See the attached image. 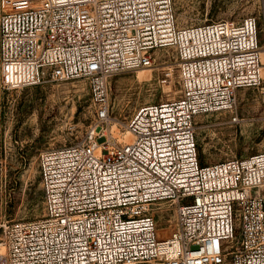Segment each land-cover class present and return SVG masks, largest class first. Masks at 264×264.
I'll list each match as a JSON object with an SVG mask.
<instances>
[{
	"label": "built area",
	"instance_id": "obj_1",
	"mask_svg": "<svg viewBox=\"0 0 264 264\" xmlns=\"http://www.w3.org/2000/svg\"><path fill=\"white\" fill-rule=\"evenodd\" d=\"M164 49L180 96L139 107L116 141L107 79ZM262 54L255 17L180 27L173 0H0L1 87L84 79L94 109L80 140L39 152L44 216L0 224V264H264V151L203 165L195 130L239 123V90L264 104Z\"/></svg>",
	"mask_w": 264,
	"mask_h": 264
},
{
	"label": "rangeland",
	"instance_id": "obj_2",
	"mask_svg": "<svg viewBox=\"0 0 264 264\" xmlns=\"http://www.w3.org/2000/svg\"><path fill=\"white\" fill-rule=\"evenodd\" d=\"M173 8L180 27L255 17L260 45L264 47V0H173ZM138 73L149 77L138 79ZM107 89L110 109L106 130L116 141L123 142L126 125L135 110L180 96L172 51H155L149 68L109 77ZM237 113V124L229 121L231 115L227 112L197 119L201 164L264 151V104L257 90L238 91ZM93 120L89 86L84 79L15 91L0 85V224L43 218L39 152L77 142ZM173 228L170 222L161 227L168 232Z\"/></svg>",
	"mask_w": 264,
	"mask_h": 264
},
{
	"label": "bare ground",
	"instance_id": "obj_3",
	"mask_svg": "<svg viewBox=\"0 0 264 264\" xmlns=\"http://www.w3.org/2000/svg\"><path fill=\"white\" fill-rule=\"evenodd\" d=\"M156 56H159V55H156ZM161 57V56H160ZM162 59V58H161ZM264 60V56L262 54V61ZM264 62V61H263ZM263 76H264V71H263ZM146 77H149V74H146V73H138L137 75V78L138 79H142V78H146ZM203 119V118H202ZM125 136H124V139H123V142H126L128 139H130V134L128 133L127 129H125Z\"/></svg>",
	"mask_w": 264,
	"mask_h": 264
}]
</instances>
